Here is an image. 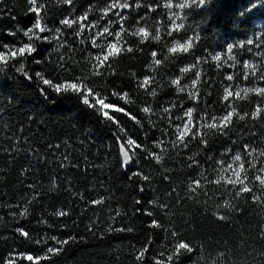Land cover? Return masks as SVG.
Wrapping results in <instances>:
<instances>
[{"label":"trees","instance_id":"16d2710c","mask_svg":"<svg viewBox=\"0 0 264 264\" xmlns=\"http://www.w3.org/2000/svg\"><path fill=\"white\" fill-rule=\"evenodd\" d=\"M256 1L208 0L201 7L193 6L187 10L185 28L169 36L167 32L173 28L163 4L159 0H140L141 4L160 5L155 13H149L148 22L153 32L160 29L161 39L140 44L137 37L126 36L135 50L111 61L115 75L105 67L99 68L102 75L93 74L97 70L94 57L98 49L91 45V30L77 37L72 29L62 28L64 34L51 43L37 41V52L25 63L31 78L16 70L24 61L0 62V264H5L14 252L36 257L49 255L40 264H155L156 259L166 261L172 246L181 239L194 250L181 255L173 264H264V205L254 203L251 193L237 198L235 190L206 181L196 193L189 190L191 180L198 178L196 174L201 170H205L209 180L216 177L213 169L218 165L214 161L226 160L222 156L229 147L260 142L264 136V116L235 121L227 135L210 133L206 148L193 141L187 149L177 151L171 145L174 137L168 114L162 110L170 108L173 102V115L196 107L188 99V91L177 92L170 81L181 75V85H185L186 79L193 80L195 73L200 72L199 107L208 106L217 115L223 111L220 97L225 73L213 61L212 54L226 50L229 43L240 45L242 41L244 46L234 49L238 60L252 58L255 53L246 40L255 30V20L264 19V3L255 5ZM37 3L45 4L42 15L46 14L50 29L62 27L59 22L72 11L61 0ZM107 3L108 0H74L75 13L83 14L91 6L89 19L96 20L101 14L98 9ZM146 11L145 7L132 10L125 27L134 29L137 19ZM34 22L35 14L30 12L27 0H0V51L7 54L13 46L28 43L23 32ZM106 23L107 20L101 21V25ZM112 28L118 30L119 24ZM42 35L58 34L49 31ZM188 36L193 37L194 44L189 53H168L174 40ZM100 41L104 43L103 39L97 42ZM152 51L157 52L162 66L157 68L153 64ZM193 64L196 67L187 74L179 71L182 66ZM37 72L53 82H75L74 77L86 76L89 86L107 97V103L126 108L141 121L143 129L123 113L110 110L128 135L158 153L160 149L153 142L166 141L162 147L168 151L161 153L163 161L157 164L138 150L132 168L122 167L116 135L124 134L119 133L117 126L84 105L80 95L58 94L49 89L35 75ZM145 76L155 77L148 92L137 88L138 81ZM153 89L155 97L148 94ZM113 91L128 92L133 102L125 104L112 95ZM234 103L241 113H251L257 101L249 96L248 100ZM149 105L153 111L145 114L141 109ZM162 129H167L168 134L164 135ZM189 157L198 160L202 168L190 167ZM136 171L150 179L133 177ZM99 198L105 199L103 205L90 203ZM137 200L141 203L137 204ZM153 200L156 204L149 203ZM225 200L234 208L218 207ZM161 204L167 207L162 209ZM25 209L27 216H20ZM57 211L68 215L58 217L54 215ZM149 211L153 216L145 214ZM221 215L227 219H218ZM153 219L163 228L150 227ZM109 227L132 231L110 232ZM18 228L26 230L32 239L21 236ZM173 231L179 235L172 237ZM53 237L67 239L69 243L60 245ZM36 240L42 242L38 244ZM146 246L144 260L138 261L137 255ZM49 247L62 250L52 255L47 253ZM161 251L164 256L159 255ZM16 264L32 262L17 259Z\"/></svg>","mask_w":264,"mask_h":264},{"label":"snow or ice","instance_id":"6c2138e0","mask_svg":"<svg viewBox=\"0 0 264 264\" xmlns=\"http://www.w3.org/2000/svg\"><path fill=\"white\" fill-rule=\"evenodd\" d=\"M63 4L68 5L72 11L62 19L59 23L62 27H57L54 29H50L46 22V14L42 15V11L45 10L44 3H37V0H27V3L30 5V12L35 14V22L32 26H30L27 30L23 32V35L28 38V43H23L21 46L12 47V50L6 54L5 51H0V62L6 63L8 59H20L24 62L20 63L19 67L16 69L18 72L22 73L25 77L31 78L29 76V72L25 68V63L27 62L28 57H33L34 53L37 52L36 42H49L51 43L52 39L58 38V36H62L64 33L62 28L72 29L73 34L77 37L82 36V34L86 30H91L93 35L91 37V45L93 48L100 49V53L94 57L97 61L94 71V75H102L99 71V68L105 67L110 71V74L115 75V69L111 61L115 60L123 53H132L135 49L129 45L126 36H134L138 38V42L143 44L149 40L159 41L161 39L160 29L156 28L153 32L152 25L149 21V13H155L160 7L158 4H141L140 0H108V3L105 7L98 9L101 13L100 16L96 20H90L89 15L92 13L93 9L90 6L88 11H85L83 14L77 15L75 13V5L74 0H61ZM208 0H191V3H186L184 0H180V2L173 4V0H167V2L163 5V7L168 10L171 15L168 17L169 21L176 25V20L182 19L181 12H183L186 8L192 7L193 5L196 7H201L205 5ZM145 7L147 11L144 15L140 16L137 19V26L134 29L125 27V23L127 21V16L130 12L136 8ZM173 7L179 9V11H172ZM111 16L117 17L116 20L111 19ZM102 20H107V23L101 25ZM119 24L118 30H113L112 26L114 24ZM157 23H160L157 21ZM185 25L180 23L176 25L175 28L168 31L167 34L169 36H173L174 33L178 34L180 30L184 29ZM54 31L57 37H49L44 36L42 34ZM11 34V33H10ZM111 38V39H109ZM98 39H103L104 43H98ZM84 43V40L80 41ZM253 40H247L246 43L251 45L253 44ZM243 44L234 45L229 44L226 46V53L228 60L233 61V67L237 62V58L233 55L234 49L236 47H243ZM9 46H5L7 48ZM194 47L192 41L181 42L180 39L174 40L171 46L168 47V53L170 55H179L181 53H189L190 49ZM157 52L152 51L151 56L153 57V64L158 68L162 66L163 61L157 59ZM168 59V57H165ZM203 59V58H200ZM212 59L215 61L221 60V54L219 52L212 55ZM35 63H40L41 61L33 60ZM243 66L245 68V72L243 74V79L245 81L250 78H257L259 80H264V72H259V69L256 64H253L249 61H242ZM219 67V65H217ZM63 67V65H61ZM196 65L193 64L191 66H185L180 68V72L183 74H187ZM153 71L156 68L152 69ZM259 72V74H258ZM41 82L46 85L49 89L53 90L58 94H77L81 96L82 103L87 107L101 113L103 118L107 121H110L112 124H115L119 129V133H123V136L116 135V142L119 148L120 155L122 157V167L127 168L131 163H134V157L138 155V150L145 152L148 158H152L156 161L157 164H160L164 156L161 153H166L168 149L166 147H162L166 143L164 140H156L154 141V147L159 148L160 152H155L149 150L146 146L139 143L136 139L132 138L125 131L124 127L121 126L120 121L113 115H111L108 109L114 110L116 113H123L128 116L131 120H133L137 125L143 129V125L140 120H138L134 115H132L126 108L118 107L112 103H107V97L102 96L98 90L90 87L87 83V77H74L75 82H53V80L45 78L40 72L35 74ZM134 75V74H133ZM196 78L191 82V88L194 91H188V99L191 100L196 107H188L183 109V112L179 115H173L172 109L176 107V103L173 102L171 107L163 108V112L168 114L167 121L170 128L173 129V139H171V145L174 150H182L187 149L189 145L193 141H199V143L203 147H207L208 140L207 136L210 133L227 135L229 131H231L235 121H244L246 118H250L252 120L260 119L264 116V87L255 86V87H240L237 85L235 88L232 85H226L223 89V94L220 97L221 104L223 106V111L217 115L216 112L210 107H199L202 102V97L200 95V90L197 87L200 83L201 73H195ZM155 77L154 76H145L142 80H139L137 83V88L144 89L145 92H148V88L153 83ZM183 76L171 79V85L176 87L177 92H184L186 88L189 86L181 85V80ZM225 79L227 81H233L236 77L232 74L226 75ZM149 95L155 97L157 95L155 89L148 93ZM255 95L260 98V102L256 104V107L251 113H241L239 111V106L234 103V101H244L249 99V95ZM112 95L118 96L121 100L124 101L125 104H130L133 101L129 97L128 92L117 93L113 91ZM182 106V105H181ZM145 114L151 113L153 110L149 106H145L141 109ZM175 121H179V123H175ZM164 135L168 134L167 129L161 130ZM231 151V150H227ZM264 157V150H257L249 144L243 145L242 152H236L232 155L229 161H225L223 159L214 161L215 165H218V168H214L216 171V177L214 179L209 180L205 175V170L199 171L196 175L198 178H193L189 184V190L192 193H196L199 189L204 187V181L209 184H214L216 186L223 185L224 188L235 190V196L237 198L242 197L245 193L252 194V200L254 203L264 205V160L260 158ZM251 158V159H249ZM67 159V157H65ZM192 163L189 165L190 167H198L202 168L200 162L195 160L192 157H189ZM211 159V158H209ZM259 163V167L257 164ZM252 173V175H250ZM133 177H139L143 181H148L150 177L142 172L136 171L132 173ZM131 178V177H130ZM166 180L169 179L168 176L164 177ZM254 189H258L261 192V195H256ZM143 191V188H141ZM92 205H103L105 203L104 198H99L90 201ZM137 204H140L141 201L137 200ZM151 204H156V201H150ZM224 207L228 209H233L234 205L229 201L225 200L222 205H218V207ZM160 207L166 208V204H161ZM137 211H141V209H137ZM242 211V209H240ZM28 210L25 209L23 212H20V216H27ZM148 216H153L152 212L145 213ZM54 215L58 217H63L68 215L65 211H57ZM116 215L119 216V210L116 211ZM114 219V218H113ZM218 219L225 220L226 216H218ZM46 223V221H45ZM153 228H163L156 219H153L149 225ZM110 232L112 231H132L131 228H111L108 229ZM21 236L26 239L31 240L29 233L23 228H18L16 230ZM172 237H177L179 233L173 231L171 233ZM53 240L60 245H65L69 243V240H57V238L53 237ZM36 243H41L42 241L36 240ZM152 242L150 241L149 244ZM173 251L171 254L166 256V261L161 259H156L155 264H173V261H179L181 255L185 253H192L193 246L185 241L178 240L173 246ZM62 248H52L49 247L47 249L48 254H56L60 252ZM148 252V247H144L143 250L137 255L136 259L138 261H143L145 258V254ZM160 256H164V252L161 251L159 253ZM49 255H45L44 257H36L32 254H24V253H11L9 258L5 261V264H16L17 259H26L27 261L32 262V264H40L41 259H48Z\"/></svg>","mask_w":264,"mask_h":264},{"label":"rangeland","instance_id":"374dc122","mask_svg":"<svg viewBox=\"0 0 264 264\" xmlns=\"http://www.w3.org/2000/svg\"><path fill=\"white\" fill-rule=\"evenodd\" d=\"M159 1L163 5L167 2V0H159ZM178 2H180V0H173V4L174 5H175V3H178ZM184 2L191 3V0H184ZM262 3H264L263 0H257L255 5H260ZM189 9H191V7L186 8L183 12L180 13L182 19L176 20V25H178L180 23L184 24V23L187 22V13H188L187 10H189ZM172 11H179V9H176L175 7H173ZM167 13H168V17H169L171 15V13L168 10H167ZM169 23H170L169 25L171 26V28H175L176 27V25H173L170 21H169ZM192 39H193L192 36H188L187 38L182 39V40L180 39V40H181V42H185V41H189V40L192 41ZM247 40H253L254 41L253 44L250 45V50L253 51L255 54L252 56V58L251 57H246L243 60L244 61H249V62H251L253 64H256L258 69H259V72H264V19H262V17H259L258 20H255V30L247 38ZM100 43H101V41H100ZM242 43H243L242 41L239 42V44H242ZM229 44H233V43H229ZM229 44H227V45H229ZM217 52H219L221 54V60L220 61L213 60V61H215L219 65V67H221L224 70L223 73H225V77L228 74H232V75H234L236 77V79H234L233 81H227L225 79V83L223 85V89H224V87L226 85H229V84L232 85L234 88L237 85H239L240 87H255V86L264 87V80H259V79L255 78V77L250 78L247 81H245L243 79V74L245 72V68L243 66V63L240 62V60H238L237 53H236L235 50L233 52V55L236 56L237 62L235 63L234 67L232 66L234 62L231 61V60H228V58H227L226 50H218V51L214 52L213 54H215ZM99 53H100V49H98L97 55ZM95 63H97L96 60H95ZM185 66H189V65H184L182 67H185ZM259 72H258V74H259ZM181 74H183V73H181ZM191 82H192V79H190V80L186 79L185 85L189 86L188 88H186V91H192L193 90L191 88ZM249 96L250 97H255V101H257V103L260 102V98L259 97L255 96V95L252 96V94H250ZM110 110L111 109H108L109 113H110ZM245 144H249L252 147L256 148L257 150H264V136L261 138L260 142H257L255 144L246 142ZM242 149H243V147H238V146L237 147H232V148L229 147L228 150H231V151L230 152L226 151L222 157H227L225 161H229L234 153L242 152ZM249 159H251V158H249ZM260 159L264 160V157H261ZM259 166L260 165L258 163L257 167H259ZM250 175H252V173H250ZM254 191H255L256 195H261V192L258 189H254Z\"/></svg>","mask_w":264,"mask_h":264},{"label":"water","instance_id":"95a60500","mask_svg":"<svg viewBox=\"0 0 264 264\" xmlns=\"http://www.w3.org/2000/svg\"><path fill=\"white\" fill-rule=\"evenodd\" d=\"M119 153H120V152H119ZM121 158H122V157H121ZM132 164H133V163H131L130 166H128L127 168H125V167H124V168H125V169H130V168H132V166H133Z\"/></svg>","mask_w":264,"mask_h":264}]
</instances>
